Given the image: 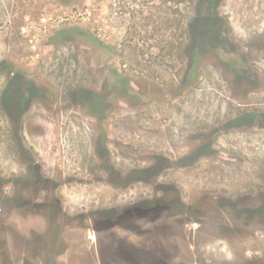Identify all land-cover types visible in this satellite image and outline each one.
I'll list each match as a JSON object with an SVG mask.
<instances>
[{"label":"rangeland","instance_id":"obj_1","mask_svg":"<svg viewBox=\"0 0 264 264\" xmlns=\"http://www.w3.org/2000/svg\"><path fill=\"white\" fill-rule=\"evenodd\" d=\"M261 113L264 0H0V196L52 192L71 210L130 211L129 222L151 219L135 207L179 198L193 208L171 237L193 264H264V230L247 225L264 203ZM27 211L47 221L37 208L10 214ZM16 225L12 237L27 236ZM132 236L102 235L103 253Z\"/></svg>","mask_w":264,"mask_h":264},{"label":"flooded vegetation","instance_id":"obj_2","mask_svg":"<svg viewBox=\"0 0 264 264\" xmlns=\"http://www.w3.org/2000/svg\"><path fill=\"white\" fill-rule=\"evenodd\" d=\"M259 116L262 118L264 114L261 113ZM248 117L251 122L254 120L253 114H249ZM107 136L105 134V137ZM8 181L11 182L12 179H5L4 187L9 184ZM24 181L27 180L24 179ZM51 181L54 180L51 179ZM51 195L52 192L48 197H41L35 202L22 195L12 199L8 192L4 193V196H0V202L3 200L0 203V217L2 215L7 217L3 224L8 230L7 233L12 234L8 239L10 241L8 246L5 241L0 239V264H59L61 261H66L68 264H193V261L187 257V247L181 243L177 247L176 239L171 237L173 229L181 227L186 229L188 225L187 213L190 208H193L181 204L182 200L179 198L174 199L176 205L172 206L158 204L162 200L158 198L159 200H156L155 204L147 207H135L136 215L151 210L149 212L151 219L129 222L126 218L131 215L130 211L117 212V209H109L104 205L71 210L69 207L60 205L57 201L54 202ZM19 207H23L25 210L29 209V212L32 208H37L42 214L45 213L47 221L43 225L41 223V226H34L32 222L28 221L31 219L28 217L31 216L28 211L25 221L14 219V216L11 215L12 209ZM248 215L247 225L250 231L253 229L252 226L264 230V203L254 208ZM119 218L124 219L128 225L123 226V222L118 220ZM257 219L259 222H255ZM15 220H20V222H15ZM16 223L25 224V227L29 229L26 230L27 236L17 240L12 237L18 233ZM123 231L133 233L134 236L117 237L112 243L116 245L115 253L108 257L107 253H103L104 242L102 239L107 240L108 234L114 235L117 232L123 233ZM257 232L258 230L255 231V234ZM55 233L59 237L56 238ZM149 234L169 235V238L160 237L159 241H154L148 237ZM44 235L50 239V243L46 247L41 243V238ZM181 235L183 239H188L185 237L188 235L186 230L181 232ZM57 239H59L58 242ZM249 260L252 261L249 264H256L254 259ZM202 261H207L206 264L222 263L214 258H206ZM227 261L225 264H230L232 260Z\"/></svg>","mask_w":264,"mask_h":264},{"label":"built area","instance_id":"obj_3","mask_svg":"<svg viewBox=\"0 0 264 264\" xmlns=\"http://www.w3.org/2000/svg\"><path fill=\"white\" fill-rule=\"evenodd\" d=\"M85 13H87V14L91 13V9L89 7H86V10L84 12H76V11L74 12L73 11V12L67 14V15H57L54 19H52V21H53V23L58 24V23L63 22L65 20L80 18ZM44 28L47 29V25H45ZM105 35H107V34L105 33ZM37 40H38V38L36 39V41Z\"/></svg>","mask_w":264,"mask_h":264}]
</instances>
